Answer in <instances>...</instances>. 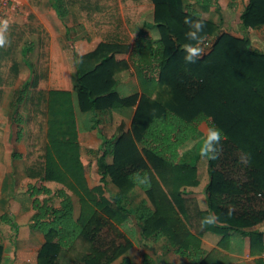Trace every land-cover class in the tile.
<instances>
[{"label":"trees","instance_id":"16d2710c","mask_svg":"<svg viewBox=\"0 0 264 264\" xmlns=\"http://www.w3.org/2000/svg\"><path fill=\"white\" fill-rule=\"evenodd\" d=\"M51 1L66 24L65 0ZM151 1L160 37L154 40L140 33L130 57L140 94L123 98L118 93L117 76L130 69V63L117 56L128 48L107 42L85 56L74 47L78 72L74 92L48 93L45 166L41 184L28 188L35 209L31 230L45 240L37 264H114L119 259L121 264H137L127 255L135 233L153 243L166 239L170 250L192 264H232L224 245L233 234L250 238L252 256L264 254V232L254 229L264 223V53L251 49L248 38L224 33L222 21L204 19L186 0ZM186 17L203 19L204 40L215 37L211 52L192 64L184 60L182 51L190 43L185 39ZM241 21L245 28L264 27V0H248ZM32 84L21 85L15 104H24ZM74 95L81 112H100L104 117L136 106L131 128L118 139L104 140L100 148V187L91 188L87 179ZM209 124L227 138L218 146V158L208 160V209L198 217L214 213L219 219L194 234L184 194L187 187L200 184L198 153ZM195 141L197 145L185 151ZM224 143L238 156L234 175L225 170ZM108 156L113 158L111 164ZM47 182L63 188L53 191ZM111 182L119 189L116 194L105 191ZM137 187L148 199L134 204L130 193ZM73 196L79 201L78 216ZM54 198L60 199L59 207L52 204ZM132 219L139 231L129 225ZM205 232L222 236L209 253L203 248ZM4 251L0 244V264ZM142 264L157 263L146 254Z\"/></svg>","mask_w":264,"mask_h":264},{"label":"crops","instance_id":"0c3cea01","mask_svg":"<svg viewBox=\"0 0 264 264\" xmlns=\"http://www.w3.org/2000/svg\"><path fill=\"white\" fill-rule=\"evenodd\" d=\"M17 1L21 2V0ZM148 1L150 4H153L151 0ZM209 1V5H206L204 3L199 4L194 0L191 7L200 12L206 20H211L217 24H220L222 21L223 31L233 32V26H236V28L243 26L241 15L245 10L248 0ZM65 2L70 17L68 2L67 0H65ZM95 2H97L96 10L100 14L98 16V19H100V38L98 39V42L88 38H81L80 42L76 43L77 49L81 56H85L93 53L102 42L125 45L128 48V52L118 54L117 59L129 61L130 69L121 72L117 76V90L123 98L139 94L142 92V88L137 72L130 62V57L138 35L140 33L149 34L147 29L145 30L143 28L145 27L144 11L146 10V0H94L93 3ZM35 3H38V5L36 4V6H34L31 3L23 2L24 12L26 13L17 16L16 18H13L15 15L13 14L14 12L8 14L5 18V14L10 8L4 12V18L9 22V28L6 33L9 43L5 47L0 48V228L3 230L8 229L11 234L14 232L15 235L14 237L9 235L6 239L0 237V244L5 247L4 259L1 264H37L38 253L43 243L36 247L35 252L27 253L25 251L26 249L34 248L38 239L42 238L43 242L45 241L42 234L38 233L34 235L37 231L31 230L35 209L33 206L34 198L28 193V188L33 183L32 181H28L27 188H25L24 191H22L21 186L18 185V181L22 179L23 174H25V170L19 165L24 161L25 154L16 151L15 148L19 149L20 142L23 141L22 136L25 133L26 125L29 121V115L26 111H22V115L16 117L13 123H9L7 126L4 125L6 120L5 114L7 112L3 111V108L7 109L6 107L11 105V101L8 102L10 94H6V90L12 89V92H15V88H18L19 82L24 84L27 81H31L33 83L28 93V97L30 94H34L35 108L33 109V114L37 119L42 117L41 121L44 120L43 117L45 116L46 127L44 130L45 135H47L48 93L54 90L74 92L78 82L77 60L74 55V49L71 47L65 48L64 45L66 36L67 40L71 42H73V40L70 37V33L68 35V29L65 30L62 27H59L62 23L67 26V23L65 24L59 18L56 10L53 8L51 0H38ZM31 16L34 17L33 20L27 21ZM235 17H238L239 23H233ZM26 22L32 24L33 31H30L31 27L28 26ZM16 26L17 29L15 30ZM19 29H21V33L24 32L22 35L27 39L25 40V43L18 48L17 54L13 55L14 49L11 43L14 42L13 39L20 38L17 36ZM11 36H13V38H11ZM10 39H12L11 43ZM42 64L49 68L48 77L47 79L43 78L42 80H37L39 75L38 71L41 69ZM10 71L15 72L14 74H16L17 79V82H15L16 86L12 88H8L11 86H8L9 84L7 82ZM74 102L83 160L84 153L87 150L89 156L92 155L89 152L90 150L98 151L97 155L91 156V160H94L96 157L95 161L100 173L98 163L100 158V148L102 147L104 140L112 139V137H102L101 132H103L104 128L111 123L112 118H116V131H120V136L122 133L127 132L131 127L136 106L113 110L112 113H106L107 116L104 117L105 114H100V112H98L99 114L97 115L92 112H81L75 95ZM16 105L17 104H15V106ZM17 107L19 106L17 105ZM82 119L85 121L84 126L83 123H81ZM127 120L128 123L126 122ZM12 130L16 131V136L12 134ZM15 155H17V157H15ZM201 160L203 159L201 158L198 161L200 184L198 186L187 187L184 194L186 209L191 219L192 232L194 234H197L202 230L200 226L201 219L198 217V213L208 209V201L205 193V188L209 183L208 160L204 163H201ZM107 161L111 164L113 161L112 156H108ZM27 175V178H32L28 172ZM99 178L102 179L101 174H99ZM205 179L207 182L203 185ZM101 185H103V183L100 180L99 184L95 187H100ZM105 191L116 194L119 189L117 188V190L114 191L110 188L107 190L105 187ZM132 192L143 194L140 202L148 199L147 194L139 187L135 188ZM200 204H204L206 207L201 208L199 206ZM75 212L78 216L76 207ZM5 217L10 219L11 223L7 222ZM129 225H135L137 227L136 220L132 219ZM254 229L264 232V223L256 226ZM137 231H139L138 227ZM139 238L142 239L140 235H138V239ZM142 240L143 242L145 241L144 239ZM221 240L222 236L213 232L203 233L202 241L204 250L208 253L211 252L218 247ZM133 241L136 245L132 250H139L140 248L137 246L138 242L135 240ZM12 242L16 245H14L13 248H10L8 244H12ZM156 244H159L160 249H162L164 248V245H167V241L166 239H163L160 242L153 243L147 240L145 241V246H148V250L142 253L140 260H134L131 256H128L135 263L142 264L144 256L148 254L157 264H159L158 256L160 254L156 255L158 250ZM17 245H19V248L21 245H24V248H21V252L18 251ZM224 247L226 248L225 253H227L232 264H257L259 259L264 260V254L260 256L251 255V240L249 237H241L233 234L232 238L224 245ZM7 250H13L14 252L17 251L18 256L11 251L7 252ZM165 251L169 252V247H167ZM168 256L170 257L163 259V261L166 262L164 264H192L187 259H183L175 253L168 254ZM121 262L122 259L118 264H121Z\"/></svg>","mask_w":264,"mask_h":264},{"label":"rangeland","instance_id":"374dc122","mask_svg":"<svg viewBox=\"0 0 264 264\" xmlns=\"http://www.w3.org/2000/svg\"><path fill=\"white\" fill-rule=\"evenodd\" d=\"M37 1L38 0H23V1L21 0V2H22L21 3L17 0H13V4L15 5V7L10 8V10L7 11V13L5 14V18L7 17L8 14H12L13 12H14L13 14H15L13 18H16L17 16L24 15L26 12H24L23 2L31 3L32 5L36 6V4L38 5V3H35ZM93 1L94 0H67L69 10H70V17L68 18L67 26H65L62 23L59 27H62L65 30L68 29V31L70 33V37L72 38L73 42L67 40V36H66V40L64 39L65 40V42H64L65 48L71 47L72 49H74V47H77L76 43L80 42L81 38L82 39L88 38L90 40H96L98 42V39L100 38V19H98V16L100 14L96 10L97 2L93 3ZM188 1H190L191 3ZM193 1L194 0H186V3H187V5L192 6ZM145 3H146V10L144 11L145 27H143V28L145 30L147 29V31L149 33L148 35L151 38H153L154 40H156L160 37V31L157 28L155 21H154V5L150 4L148 0H146ZM33 18L34 17L31 16L27 19V21H32ZM26 23L28 26L31 27L30 31H33L32 24H29L28 22H26ZM233 23H239L238 17H235L233 19ZM146 24H147V26H146ZM140 26H141V24H140ZM233 27H234L233 32H231V31L226 32L225 30L223 32L231 34V35L238 37V38H241V39L242 38H248L251 41V49H253V50L255 49V50H258V51H261L264 53V27L255 28V29L245 28L244 26H240V28H236V26H233ZM16 29H17V26L15 27V30ZM20 30L21 29H19L18 35H17L18 38L20 37L19 39H16V38L13 39L14 40L13 43H11L12 39H10V43L12 44L13 49H14L13 55L17 54L18 48H20L21 45L24 44L25 40L27 39L22 35V33H24V32L21 33ZM11 38H13V36H11ZM209 39H212L213 45H214L215 37L209 36L204 40V42L209 40ZM202 47L204 48V43H203ZM211 50H210V52H211ZM210 52H208V53L204 52L202 57L205 55H208ZM38 72H39V75H38L37 80H42L43 78L47 79L48 73H49V68L44 66V64H42L41 69ZM14 73H15L14 71L9 72V76L7 78V82L9 85L8 84L7 85L11 86V87H8V88H12V87L16 86L15 82H17V79H16V74H14ZM21 85H22V83L19 82V86H18V88H15L16 89L15 92H12V89L6 90V94H8V93L10 94V98H9L8 102L11 101V105L6 107L7 109L3 108V111L7 112L5 114V118H6L5 123H4L5 126H7L9 123H13V121H15L16 117L21 116L22 111H26V113L29 115V118H28L29 121L26 125L25 133L22 136L23 141L20 142V145H19L20 148L19 149L15 148L16 151H18L22 154H25L24 161L22 162V164H19L21 166V168H23L25 170V174H23L22 179H20L18 181V185L21 186V190L24 191L25 188H27L28 181L29 182L32 181L33 184H38V185L41 184V181L39 180V178H40V175L43 173L44 166H45L44 157H45V148H46L45 146H46L47 139H46L45 130H44L46 127L45 116L43 117L44 120L41 121L42 117H40V119H37L36 117H34V114H33V111H34L33 109L35 108L34 94H30L29 97L26 98V101L24 102L23 105H21L19 107H17V105L15 106V102H16V99L18 97V90H19ZM0 112H1V110H0ZM35 120H36V122H35ZM115 120H116V118H112L111 123L108 124L104 128V131L101 132L102 137H105V138H111L112 137V139L113 138L117 139L120 136V134H121L120 131H116L117 126H116ZM128 120L126 121L127 123H128ZM81 123H83V126L85 125L84 124L85 121L83 119H82ZM12 134L15 136L17 135L15 130H12ZM196 145H197L196 141L189 143V145L185 151H189V150L191 151L192 148H194ZM223 149L225 151V153L223 155V159L225 162L228 163V165L225 166V170L227 171V174L234 175L235 171L233 170V168H234L233 162L238 156L235 155L231 151L230 145L228 143L223 144ZM91 156L92 155L89 156L88 150H87L84 153V163H85L87 170H88L89 184L91 187L95 188V186L99 184V181L101 180V178H99L100 173H99V170L97 167V163L95 161L96 157L94 160H91ZM206 161H207V159H203V160H201V163H204ZM27 172H28V174H30L32 176L31 179L27 178L28 177ZM238 172H241L242 179L245 178L244 174H243L244 171L239 170ZM206 182H207V180L205 179L203 185H205ZM45 184L47 186L51 187L53 189V191H57L58 189L63 188L62 185L57 184V183H48L47 182ZM109 188L111 190H114V191L117 190L116 186H114L112 182L110 183L109 187L106 186L107 190ZM106 192L108 193V191H106ZM130 196L134 200L133 203L138 204L140 202L141 198L143 197V194L131 192ZM44 198H45L44 195L41 196V199H44ZM73 198H74V203H75V207L77 209V214H78L79 206H80L79 201H78V198L76 196H73ZM52 204L55 205L56 207H59L60 206V199L54 198L52 201ZM185 205H186V203H185ZM38 233L39 232L34 233V235H36ZM9 235H12V237H14L15 234H14V232L11 234L8 229L3 230L0 228V237H3L4 239H6L7 237H9ZM133 238L135 240H137V242H138L137 246H139L140 249L139 250L138 249L132 250V248L136 245V243H134L133 247L128 251L127 255L131 256L134 260H140L142 253L148 250V246H145V241L143 242V240H142L143 238L138 239V236L136 235V233L134 234ZM42 243H43V239L42 238L38 239L34 245V248L26 249L25 252H27V253L35 252L36 247H38V245H41ZM14 245H16V244H14L13 242H12V244H8V246L10 248H13ZM156 246L158 247L156 255L160 254L158 256V260H159L158 263L159 264L166 263L165 261H163V259L169 258L170 256H168V254H174V252L172 250H170L169 252L165 251L166 248L168 247V244L164 245V248H162V249H160L159 244H156ZM3 247H4V245H3ZM21 248H24V245H21L20 248H19V245H17L18 251L21 252L22 251ZM4 249H5V247H4ZM10 251L12 253H14L16 256H18L17 251L14 252L13 250H7V252H10ZM158 252H160V253H158ZM4 253H5V251H4ZM75 255H77V252L74 254V256ZM3 259H4V255H3ZM120 260L121 259L116 261L114 264H118L120 262Z\"/></svg>","mask_w":264,"mask_h":264},{"label":"clouds","instance_id":"9594fccd","mask_svg":"<svg viewBox=\"0 0 264 264\" xmlns=\"http://www.w3.org/2000/svg\"><path fill=\"white\" fill-rule=\"evenodd\" d=\"M184 24L187 26V31L185 32V39L190 41V43H185L182 46V51L185 53L184 60L189 63H196L203 55L204 48L202 47L204 43V38L201 33L204 31L205 24L203 19H193L191 17H186L184 19ZM9 28V22L7 19L0 20V48L5 47L9 41L6 33ZM195 42V43H191ZM210 119V118H209ZM227 137L223 134L222 130L216 127L214 124H209L205 129L202 142L199 148V156L202 159L215 160L218 158L219 148L221 141ZM242 163H246L245 158L242 156L240 158ZM201 208H205L206 205L200 204ZM233 209L229 207L228 215H231ZM218 217L214 213H209L208 215L201 218L200 226L205 228L208 226H213L218 222Z\"/></svg>","mask_w":264,"mask_h":264},{"label":"built area","instance_id":"2783aa9c","mask_svg":"<svg viewBox=\"0 0 264 264\" xmlns=\"http://www.w3.org/2000/svg\"><path fill=\"white\" fill-rule=\"evenodd\" d=\"M15 5L13 4V0H0V20L5 19L4 18V12L8 10L9 8H14ZM213 48V41L212 39H209L204 42V52H210V50Z\"/></svg>","mask_w":264,"mask_h":264}]
</instances>
